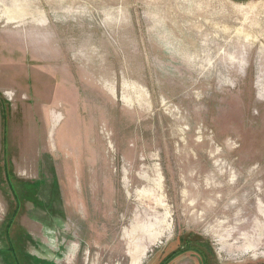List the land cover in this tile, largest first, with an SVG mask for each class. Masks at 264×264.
Masks as SVG:
<instances>
[{"label": "rangeland", "instance_id": "374dc122", "mask_svg": "<svg viewBox=\"0 0 264 264\" xmlns=\"http://www.w3.org/2000/svg\"><path fill=\"white\" fill-rule=\"evenodd\" d=\"M134 262L264 264V0H0V264Z\"/></svg>", "mask_w": 264, "mask_h": 264}, {"label": "bare ground", "instance_id": "6f19581e", "mask_svg": "<svg viewBox=\"0 0 264 264\" xmlns=\"http://www.w3.org/2000/svg\"><path fill=\"white\" fill-rule=\"evenodd\" d=\"M261 189H262V188H261ZM214 196H215V195H214ZM135 258H136V257H135ZM137 259H138V258H137ZM136 261H137V260H136ZM133 264H137V263L134 262Z\"/></svg>", "mask_w": 264, "mask_h": 264}]
</instances>
